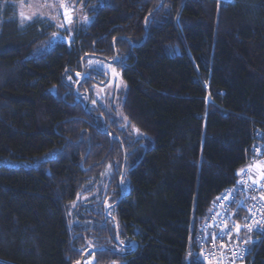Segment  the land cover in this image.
Masks as SVG:
<instances>
[{
  "label": "trees",
  "instance_id": "trees-1",
  "mask_svg": "<svg viewBox=\"0 0 264 264\" xmlns=\"http://www.w3.org/2000/svg\"><path fill=\"white\" fill-rule=\"evenodd\" d=\"M18 1L0 0V264H208L198 231L264 134V0H62L88 20L70 30L21 26ZM114 53L126 125L95 72L86 110L74 91L84 56Z\"/></svg>",
  "mask_w": 264,
  "mask_h": 264
},
{
  "label": "built area",
  "instance_id": "built-area-1",
  "mask_svg": "<svg viewBox=\"0 0 264 264\" xmlns=\"http://www.w3.org/2000/svg\"><path fill=\"white\" fill-rule=\"evenodd\" d=\"M255 157H262V152L256 151ZM251 180L249 174L240 173L235 188L223 190L213 202L208 219L197 234L199 256L204 262L242 264L253 244L263 239L264 186H257ZM214 236L217 238L213 239ZM251 260L252 257L247 264Z\"/></svg>",
  "mask_w": 264,
  "mask_h": 264
},
{
  "label": "rangeland",
  "instance_id": "rangeland-1",
  "mask_svg": "<svg viewBox=\"0 0 264 264\" xmlns=\"http://www.w3.org/2000/svg\"><path fill=\"white\" fill-rule=\"evenodd\" d=\"M219 3H226L231 0H217ZM14 11V18L18 20L20 25H25L31 21L38 19L50 22L56 29L63 30L75 28L80 24H86L87 17H84V10L82 5H73V10L67 12V5L65 7L62 0H20L10 4ZM66 8V9H65ZM61 35L60 33H56ZM66 37V36H64ZM93 71L95 74L108 77V82H103V86H93L92 92L96 102L106 107H114L117 115L122 118L119 107V100L125 90V84L121 78L120 72L104 60L89 58L85 62L84 71ZM123 125H126L123 119ZM132 135L139 137L138 134L131 129ZM258 142L251 148V156L249 157L245 166L238 170L237 176L242 173L243 175L249 174L252 179L251 182L256 181L257 186H264V180L260 179L257 168L250 167L256 164L264 165V134H257ZM262 152V157H255L256 151ZM108 175V172H106ZM235 188V187H233ZM235 190V189H234ZM90 196L78 198L75 203L70 206L72 211L76 204H87L90 201ZM216 199V198H215ZM215 201V200H214ZM254 245V244H253ZM90 261H84L83 264H89ZM123 264V263H113Z\"/></svg>",
  "mask_w": 264,
  "mask_h": 264
},
{
  "label": "water",
  "instance_id": "water-1",
  "mask_svg": "<svg viewBox=\"0 0 264 264\" xmlns=\"http://www.w3.org/2000/svg\"><path fill=\"white\" fill-rule=\"evenodd\" d=\"M161 4H162V1L160 0V3H159V5H158V7L156 8V10L161 6ZM150 16V15H149ZM148 16V17H149ZM148 17H147V19H148ZM57 36H60L59 34H57ZM146 36H147V33L145 32V35H144V39H143V41L146 39ZM64 40L65 41H67L68 40V38L67 37H64ZM112 46H114V42L112 43ZM89 57H92V56H84L82 59H81V61H80V69H81V74H80V79H79V81L77 82V84L75 85V87H74V91H75V93L78 95V96H80L81 94H78L77 93V89H78V87H79V85H81L82 83H83V81H84V78L86 77V74H85V72H84V67H83V60L84 59H87V58H89ZM105 62H107L108 64H110V65H116L118 62H119V58L116 56V54L114 53V56H113V58L111 59V60H107V59H103ZM103 79H104V82L106 83V82H108V77L107 76H104L103 77ZM102 85V84H101ZM84 97L86 98V105L84 106V109L86 110V108L88 107V104H89V96H88V94H84ZM75 102H78V100H75ZM100 119H102V121H103V118L102 117H99ZM103 130L106 132V127H105V123H104V121H103ZM114 140H117V141H119L117 138H114V137H112ZM121 148H122V146H121ZM125 154H124V151H123V158H124V161H125ZM124 161H123V166H124ZM122 177H123V167H122V174H121V177H120V179H119V188L121 189V180H122ZM122 191V190H121ZM125 249H127V250H130V252H132V251H134L135 250V244L133 243V244H130L129 246H127V247H124ZM83 259H84V256H82V258H81V260H80V262H79V264H83ZM95 262H94V260H92L89 264H94Z\"/></svg>",
  "mask_w": 264,
  "mask_h": 264
},
{
  "label": "flooded vegetation",
  "instance_id": "flooded-vegetation-1",
  "mask_svg": "<svg viewBox=\"0 0 264 264\" xmlns=\"http://www.w3.org/2000/svg\"><path fill=\"white\" fill-rule=\"evenodd\" d=\"M67 34H68V31H66L65 34H61L60 36H57L56 38H57L58 40L65 41V40H64V36H66ZM103 77H104L103 75H98V74H96L95 77H94V78L92 77L91 79H92L94 85H96V86H103V85H104V84H103V82H104ZM100 79H101V80H100ZM101 84H102V85H101ZM82 95H84V93L81 92V97H82ZM110 207H111V206H107L106 209L109 210Z\"/></svg>",
  "mask_w": 264,
  "mask_h": 264
},
{
  "label": "snow or ice",
  "instance_id": "snow-or-ice-1",
  "mask_svg": "<svg viewBox=\"0 0 264 264\" xmlns=\"http://www.w3.org/2000/svg\"><path fill=\"white\" fill-rule=\"evenodd\" d=\"M250 167H255V168H257V170H258V172H259V175H260V179H262V180H264V165H262V164H256V165H252V166H250ZM244 170L243 169H241V172H243ZM254 183H256V181H254ZM262 198H264V197H262ZM217 199H220L219 197L217 198ZM237 231H239V226H237V229H236ZM251 229L249 228V231H250ZM220 235H222V233L220 234ZM217 237H213V239H216Z\"/></svg>",
  "mask_w": 264,
  "mask_h": 264
}]
</instances>
